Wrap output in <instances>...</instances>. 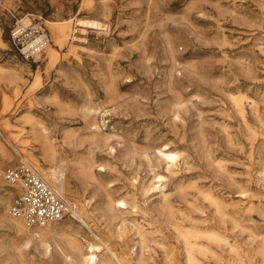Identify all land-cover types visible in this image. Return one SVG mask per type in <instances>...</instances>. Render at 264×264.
Instances as JSON below:
<instances>
[{"label":"rangeland","instance_id":"1","mask_svg":"<svg viewBox=\"0 0 264 264\" xmlns=\"http://www.w3.org/2000/svg\"><path fill=\"white\" fill-rule=\"evenodd\" d=\"M19 19L41 21L48 31L50 43L35 61L24 58L11 42V28ZM59 26L67 34L62 43L56 39ZM0 65L25 79L19 85L0 79V145L7 152L6 158L0 152V264H16L18 251L13 244L23 241L1 220L23 221L9 214L16 191L4 178L7 167L27 162L22 157L32 162V156L42 167L56 166L63 170L69 198L79 207L93 193L104 212L103 200L124 199L128 210L123 215L141 224L147 238L158 240L162 234L153 231L158 223L148 214L131 212L134 203L140 207L145 199L132 193V180L138 174L140 181H155L145 155L165 146L190 156L179 159L174 174L157 169L167 176V192L173 193L181 182H200V189L238 211L240 225L229 222L223 228L214 219V207L195 190L191 192L199 196L197 206L206 212L175 210L176 221L183 226L202 232L216 229L225 236L226 242L219 245L207 236L198 239L222 254L221 262L199 255L202 263L261 262L264 0H0ZM232 95L246 97V120L238 114ZM174 103L181 107L179 119L172 116ZM46 141L57 150L55 161L42 149ZM206 152L214 163H209ZM85 160L91 171L83 168ZM151 197L157 200L158 194ZM87 214L90 229L111 248L125 257L134 245L139 250L138 230L122 238L108 229V214L97 210ZM70 223L80 231L84 244L95 242L89 228L68 216L50 223V233H60ZM164 233L169 255L156 248L151 264H186L183 238L175 231ZM232 243L238 245V254L231 253ZM23 252L25 264H62L59 254L45 258L33 247ZM145 253L147 259L151 254Z\"/></svg>","mask_w":264,"mask_h":264},{"label":"bare ground","instance_id":"2","mask_svg":"<svg viewBox=\"0 0 264 264\" xmlns=\"http://www.w3.org/2000/svg\"><path fill=\"white\" fill-rule=\"evenodd\" d=\"M91 23L95 25L98 24L97 22H91ZM53 24L62 25V22H54ZM56 39L61 43L67 39V34H66L64 26H59V32H58ZM0 79L7 80L8 83L11 85L13 84L19 85L21 83L22 84L25 83V79L22 74L17 73L14 69L6 71L5 68L2 67L1 65H0ZM39 81H40V77L36 76L35 83H38ZM231 100L235 108L237 109V112L240 115L241 119L243 121L246 120V107H245L246 97L243 95H232ZM250 106H251V109L255 108L254 103H250ZM171 111H172V116L175 119L180 118L181 107L179 106L178 103L173 104V108ZM91 127L97 128V125L95 123H92ZM97 138L98 137L95 136L93 139L96 140ZM250 144H251L252 154H253V152L255 151V138H252V140L250 141ZM22 149L26 150L25 148H22ZM42 149L45 153L50 152V154H52L53 161L56 160L54 154L57 152V150L55 149V147H51V145L48 144V142L46 141L44 145L42 146ZM172 150H169L165 146L164 149L162 148L158 149L156 152L152 153V155L147 154L148 151L146 152L145 158L147 161V166L149 167V170L155 173L154 182H149V180H148L149 183H146L145 181H140V179L138 178V174L132 180V186H133V188L131 187L132 193L134 195L140 194L145 199H144V204L140 207L139 205L137 206V204L134 203L132 205L131 212L139 213L140 211L145 214H148L154 219V222L158 223V226L154 228L155 230H153L154 232L162 234V238L158 240H155L154 238L153 239L147 238V235L149 233L147 234L141 231L143 228V226H140L141 224L138 225L136 224L137 222H133V220L130 222L129 221L130 219L126 218L123 215L128 210L127 202L124 201V199L118 200L116 202H114L113 200L112 201H107L106 199H105L106 201L103 200V204L107 208L106 212H104L99 206L101 203L100 200L99 199L97 200L96 194L93 193V195L92 196L90 195L91 197L87 199L86 203L82 207H79L78 204L74 202L72 199H70L68 196V188H67L68 184L64 178L63 170H60V168L56 166H50L49 168L42 167L41 165H39V162L37 161V159L33 158V156H32V162H29L27 159L22 157V159L24 161H27L28 164L30 163L29 165L33 166V169H35L36 173L40 177H42L67 202L68 208H69L68 218L72 222L80 223V225H82L83 227L90 229L89 223L86 221L87 218H85V216H89L87 212L94 213L97 210L98 212H101L104 215L106 214L109 215L110 225L108 226V229L110 231H114L116 234H119V236L122 237V236H129L132 234L134 230H138L140 239L137 242V244L139 245V250L137 246L134 245L132 247L131 252L129 251L130 254H128V256L125 257L124 256L125 253L122 254V252L121 253L117 252L115 249L111 248L110 245H108V243H106V241L102 239V237L97 235L91 229L90 231L93 234L95 242H88L87 244H84L82 240L79 239L80 231L78 229H75L76 227H74L72 223L65 224L60 233L51 234L53 231L50 227L51 226L50 223H47L45 225H40V226H44L43 228H40V229H31L30 227L28 226L26 227V225L23 224L24 221H22L23 223L20 221L14 222L4 217L1 220L3 223H5L6 228L18 233L19 236L22 237L23 239L21 243L17 242L13 244V248L18 251L16 252L17 256L15 257L16 264L26 263L27 256L25 255V253H27V251L25 253L23 251L24 249L28 250V249H31L32 247L36 250V252L43 255L45 258L47 256L51 257L54 254H59L62 258L61 260L62 264H151V260L152 259L154 260L153 258L154 254H152V252H155L156 248L163 249L166 257L169 255L167 251V246H168L167 236L165 235L166 232L164 233L165 230H167L168 233L173 232V231L178 232L180 236L183 238L184 244H185L184 246L185 257L184 258H185L186 264H207V262L202 263V261L199 258V255L204 256L205 258H208V259L211 258L212 260L221 262L222 254L214 250L211 245L206 244V243H200L198 239L202 236H207V238L212 239L213 242L219 245L221 242H226L225 236L222 235V233L216 229H209L205 232H202L198 230L197 228H193L194 226L193 227L183 226L180 221H176L175 210L180 209L179 212L185 209L189 211L197 210V211H201L202 213H205L206 209L197 206V203H196V200L199 197V196L196 197V195L199 194L204 198L205 201L208 202V204L211 207H214V213H215L214 219L223 228H227V224L229 222L232 224L233 227H237L240 225L236 217L237 216L236 214L238 213V211L236 209L229 210L227 203L223 201L222 199H220L219 197L215 196L211 191L206 190V189H200L201 188L199 186L200 182L199 183L195 182L192 185H187L185 182H181V183L176 184V186L174 187L173 193L167 192L165 189L167 187V183H166L167 176L162 175L161 172L158 173L157 169L162 167L163 169L165 168L166 171L169 172L170 174H174L176 172V169L178 168V165H181L179 164V159L183 158L184 160H188L190 158L189 155H185V154L182 155L181 153L177 151H172ZM0 152L5 158L7 157L6 148L1 145H0ZM135 154L136 152L132 151V155H135ZM206 157L210 164L214 163L213 157L210 154V152H206ZM82 166L86 170H89V171L92 170V165L89 161L85 160V162L82 163ZM230 181H233L232 178ZM238 183L240 182L238 181ZM14 190L16 191V188ZM192 190L197 191L196 192L197 194H195V196L192 194L191 192ZM210 190L212 189L210 188ZM242 192L243 194L246 193V191H242ZM239 193H241V191ZM155 194H158L157 200L151 197ZM95 202L97 203L93 206V203ZM182 205L185 208H182L181 207ZM182 214L186 216L187 213L186 214L182 213ZM66 218L64 220H66ZM104 218H107V217H103V219ZM51 223L53 224L54 222H51ZM107 223L109 224V222ZM48 235H53V236L51 238H48L49 237ZM55 236H58V237H55ZM122 243H124V241H122ZM103 247H105L104 253H102ZM146 251H149L151 254L147 259H146V253H145ZM230 251H232L231 253L234 252L237 254L238 252H240L238 245L234 243H232ZM258 253H259L258 255H260L258 257H260L261 259V262L259 264H264V245L260 247V249L258 250ZM254 258L256 259L257 257H254ZM232 264H236V263L232 262Z\"/></svg>","mask_w":264,"mask_h":264},{"label":"built area","instance_id":"3","mask_svg":"<svg viewBox=\"0 0 264 264\" xmlns=\"http://www.w3.org/2000/svg\"><path fill=\"white\" fill-rule=\"evenodd\" d=\"M10 39L24 58L33 61L50 43L48 31L41 21L23 19L17 20L11 28ZM3 175L16 188L9 207L13 218L35 226L62 221L68 216L67 202L27 162L7 167Z\"/></svg>","mask_w":264,"mask_h":264}]
</instances>
